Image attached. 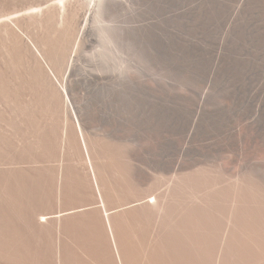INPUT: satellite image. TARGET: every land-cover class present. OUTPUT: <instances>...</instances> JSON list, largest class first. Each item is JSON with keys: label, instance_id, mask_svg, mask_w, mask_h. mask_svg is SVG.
Returning a JSON list of instances; mask_svg holds the SVG:
<instances>
[{"label": "bare ground", "instance_id": "1", "mask_svg": "<svg viewBox=\"0 0 264 264\" xmlns=\"http://www.w3.org/2000/svg\"><path fill=\"white\" fill-rule=\"evenodd\" d=\"M115 1L0 0V264H264V181L234 140L211 168L145 163L83 109L77 82L126 76ZM83 9L80 47L102 43L69 59Z\"/></svg>", "mask_w": 264, "mask_h": 264}, {"label": "rangeland", "instance_id": "2", "mask_svg": "<svg viewBox=\"0 0 264 264\" xmlns=\"http://www.w3.org/2000/svg\"><path fill=\"white\" fill-rule=\"evenodd\" d=\"M114 5L119 7L107 24L124 38L126 76L117 84L100 83L98 91L91 82H77L83 109L119 121L145 163L173 165L186 148L197 150L184 156L186 164L211 168L234 140L240 173L264 181V0ZM80 12L79 32L66 44L69 59L89 17ZM98 39L96 32L80 49L89 54L102 43ZM152 129L154 140L148 137Z\"/></svg>", "mask_w": 264, "mask_h": 264}]
</instances>
